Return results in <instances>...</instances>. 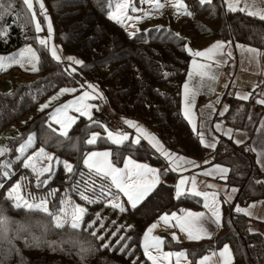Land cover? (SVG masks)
<instances>
[{
  "label": "trees",
  "instance_id": "trees-1",
  "mask_svg": "<svg viewBox=\"0 0 264 264\" xmlns=\"http://www.w3.org/2000/svg\"><path fill=\"white\" fill-rule=\"evenodd\" d=\"M111 1L43 0L52 21L55 42L65 54L82 60L83 65L71 73L67 66L52 60L47 50L36 45L40 56L39 71L30 73L31 81L18 84L9 93H0V131L29 111H35L56 88L72 85L79 91L85 83H92L100 89L103 102L118 121L142 122L174 154L215 161L228 167L225 181L237 190L235 204L246 206L263 200L264 171L256 166L249 149L239 148L230 139L218 137L215 149L207 150L180 113V97L181 83L191 59L185 45L195 52L208 41L224 40L264 49V20L231 12L225 8L223 0H212L204 6L198 0H184L192 16L180 15L174 19L165 12L150 21L142 18L134 35L130 36L121 24L109 19ZM133 1L139 4L140 0ZM3 3L9 4L14 12L9 17V8L7 11L0 9V28L7 30V38L0 37V53L9 54L28 42L35 43V39L27 19L30 15L22 1L3 0ZM23 15L26 19L22 21ZM151 21L154 24L146 26ZM233 109L234 105L230 103L224 116L225 124L239 127L240 124H234L237 112ZM48 115L50 109H44L29 118L21 128L22 139L32 133L34 147L44 148L56 158L71 163L75 169H81V157L91 147L111 149L112 158L118 159L117 162H120V155L127 152L135 159L160 164L159 157L150 152L144 141L139 145L129 141L131 145L125 144L121 148L103 140L88 145L89 133L101 128L84 117H79L73 125L69 138L60 137L52 131L55 125L49 127ZM16 146L13 147L16 149ZM61 168L57 165L51 174L57 176ZM81 171L84 177L77 179L83 185L88 172ZM175 178L170 171L162 175V183L155 191L136 209L126 204L128 210L123 214L109 209L104 198L91 204L84 201L89 208L86 218H92L97 211H108L110 218L116 217L113 221L107 217L106 224H110L106 225L108 230L102 235L103 240L92 236V230L85 228L84 222L80 230L67 226L57 229L51 217L44 213L14 208L4 193L0 196V208L4 209L9 224L7 232H0V264H133V261L150 264L141 254L139 240L146 227L164 213L180 214L181 210L191 212L201 208V198L184 195L177 199L174 196ZM59 199L54 200L55 203ZM234 205L222 204V225L211 239L177 243L166 234L162 237L163 248L183 251L195 262L207 251L228 243L233 254L231 264H264V223H259L255 229L257 222L237 214ZM118 218L123 223L120 226L115 222ZM97 235L101 236L98 232ZM121 236L125 239L117 243ZM105 243L110 245L109 248L102 247ZM122 246L126 247L121 250Z\"/></svg>",
  "mask_w": 264,
  "mask_h": 264
},
{
  "label": "snow or ice",
  "instance_id": "snow-or-ice-1",
  "mask_svg": "<svg viewBox=\"0 0 264 264\" xmlns=\"http://www.w3.org/2000/svg\"><path fill=\"white\" fill-rule=\"evenodd\" d=\"M142 4H148L151 6V12H146L145 16L148 17L152 13L161 11L165 3H170L178 15L192 16V13L188 10L187 5L184 0H140ZM201 6L206 4H211L212 0H198ZM23 6L27 13L30 14L28 17V22L33 23L35 26V31L37 34L43 31L40 22L37 20V13L34 8V3L39 4L40 14L44 16L47 22V37L40 38L37 35V42L41 48L47 50L50 54L52 60L57 63H61L63 59L69 62V65L82 66L83 61L76 59L75 57L68 56L66 58L59 54L58 48L51 43L53 35V27L51 20L47 16L45 5L43 0H22ZM227 9L231 12L240 11L248 16L264 20V7H259L258 5H264V0H224ZM243 4V6H241ZM10 5L3 3L0 0V9L7 11ZM109 8H112V4H109ZM131 9L132 12L139 11L134 6L132 0H117L115 4V10L109 15V19L114 20L116 23L124 25L125 20L133 19L132 16L128 15V10ZM139 20L140 17H135ZM159 30V29H158ZM134 33H130L133 36ZM0 37L7 38V30L0 28ZM242 53H247L251 61H257L259 57L264 56V52H260L258 49L238 45ZM225 42H216L209 46L206 50L195 51L185 45V50L190 56L201 58L202 61L198 62L197 59L191 61V71L188 73L187 80L183 85V117L191 125L192 131L197 132V123L194 111L195 98L199 94L200 89L204 86H208L210 89L213 84L218 79V73L214 70L213 65L219 67L221 64H226L227 60H220L218 57L225 56ZM227 56L231 57V52H227ZM25 63L31 65V70L33 72L39 71L40 56L37 51L32 47H27L15 56L0 57V71L6 70V66H11L13 64H19L23 66ZM71 73L76 72L75 67H69L67 69ZM195 79V84L193 80ZM87 88L90 91H84L81 95L76 96L74 99L68 101L67 103L55 108V110L50 115L51 123H54L58 128H52V131L57 133L58 136L69 138V131L75 125L79 117H85L92 124L100 127L103 130L104 135L99 132H93L89 138L86 140L88 145H95L99 140H103L106 143H111L117 147L125 145L130 141L129 133L120 129H110L107 125L100 121L93 119V109L99 111V107L95 104H90L88 101L92 100H103L104 96L99 91L96 85L88 83ZM225 87H228L226 84ZM77 89L75 88H63L61 89L59 95L64 94H75ZM249 94L237 95V99L247 101L250 98ZM58 98V97H56ZM54 98V99H56ZM218 102V101H217ZM51 101L49 102V104ZM257 103L264 105V99L257 100ZM49 104H44L41 106L40 111L49 107ZM210 109L213 108L212 105L208 106ZM227 111V106L224 108V112ZM221 112L220 115H224ZM70 113H76L78 115H71ZM51 123L49 127H51ZM123 124L127 125L128 128L134 129L136 136L131 139V143L139 145L141 140H146L156 152H158L164 160L168 163V167L165 168L162 174L158 169L151 167L147 164L138 163L134 161L131 157L123 160V167H118L113 161V152L110 150L105 151H90L85 154L83 158V165L88 170V177L90 179L84 180L83 191L77 188L80 199L88 204L99 202L101 198L107 200L106 206L112 208L115 211L123 214L128 209L126 204L132 209H136L141 205L162 183V175H167L168 171H183L184 165H195L194 161L186 160L184 157L177 156L169 152L163 144L158 140V138L149 133L145 128L138 125L132 120H124ZM91 125H89L90 127ZM215 128L220 130L222 125L217 123ZM261 130L264 131V124L261 125ZM225 134L231 139V130L229 129ZM200 143L206 148L215 149L216 144L214 142H208L205 140V135L203 132H199ZM33 137L29 136L26 143L22 144L19 148V152L23 154L27 148L32 146ZM237 144L240 141H236ZM10 149L7 147H0V157L5 156ZM48 161L49 163L43 164L42 161ZM62 163L64 170L73 174V165L66 161H59L52 155H49L44 148H39L31 156H27L22 161L23 167L30 170L31 173L36 178V186L41 187L48 183L47 179L41 180V177L45 176L46 173H50L52 170V162ZM11 161H7L0 164V189L7 191L6 199L12 201V206L16 209H25L29 211H39L44 213L46 216L51 217V222L57 229H62L65 226L72 230H80L82 227V222L86 214V209L79 205L73 204L66 198L61 200L63 205L57 211H50L49 201L47 199H40L36 201L30 195L26 198L23 194L24 182L27 181V177H22L21 182L14 183L10 190H8L4 184V180L11 179L12 172L9 171ZM262 166H264V159L259 161ZM38 164L40 165L38 167ZM227 168L220 166H215L212 170L204 173L206 176L220 175L222 179L226 178L228 173ZM83 176V174H81ZM97 180L100 181L97 185ZM190 184V187H187ZM208 187H212L209 185ZM115 189V191H113ZM237 191L232 189V192ZM91 193L92 195H89ZM122 194L126 198L125 202H121L119 197ZM49 195H54V193H49ZM190 195L194 197H202L204 200V207L209 210L210 215L205 217L204 213H193L185 212L183 215H178L177 213H164L159 216L158 222L162 223L165 227L176 228L180 233H183L189 241H200L202 239H211V234L208 228L205 226L206 221H210L217 226L221 225V212L219 207V201L217 199V193L212 192H202L197 188V182L195 177L185 178L181 177L178 183L175 185V197L179 199L181 196ZM2 196V193H0ZM95 197V199L93 198ZM231 199V196L228 197ZM252 207H255L253 205ZM237 213H243L246 216H251L252 212L250 209H243L236 206L234 209ZM4 209L0 208V232H7L9 219L4 214ZM102 218L97 215V221ZM174 221V223H173ZM94 221L88 224V228H93ZM115 223V222H113ZM159 223L151 224L145 231L143 235V255L150 264H172L173 258H175V264H191L188 256L185 252H164L163 244L164 240L158 236H154L153 232L159 226ZM103 227V224L100 225ZM131 226H128L130 229ZM119 231V229L117 230ZM92 236H95L98 240H103L104 236H98L97 232L94 230L91 232ZM115 236V233L112 234ZM125 237L121 236L120 240H124ZM172 240L179 243V237L175 232L172 233ZM109 244L105 243L102 245L103 248H109ZM122 246L121 250H123ZM216 253H213L215 256ZM219 257L221 259V264H231L232 257L230 249L227 245L224 246L223 250L219 252ZM211 257L204 256L199 261L198 264H210ZM136 264V261H133Z\"/></svg>",
  "mask_w": 264,
  "mask_h": 264
},
{
  "label": "rangeland",
  "instance_id": "rangeland-1",
  "mask_svg": "<svg viewBox=\"0 0 264 264\" xmlns=\"http://www.w3.org/2000/svg\"><path fill=\"white\" fill-rule=\"evenodd\" d=\"M116 2H117L116 0H113L110 2L112 4V8L111 9L109 8V15L111 14L112 11L115 10ZM132 2L134 3V6L140 10L136 11V12H132L131 9L128 10V15L132 16L133 19L125 20L124 25L123 26L121 25L127 31L128 34L135 32V30L139 27V25H140L139 21H141L142 18H145L144 20L147 19L150 21L152 17L160 16L161 14H164L165 12L167 15L172 16L174 19H177L180 16L176 13V11L172 7V5L170 3L166 2L164 8L161 11L152 13L150 16L146 17L145 13L151 12V6L148 4H142L140 1L138 2L139 4L136 3L137 1L134 2L132 0ZM223 2H224V0H223ZM224 6L227 9V6L225 5V3H224ZM241 6H243V4H241ZM258 6L264 7V5H258ZM34 8H35V11L37 13V20L40 22L41 27L43 28V31L40 32L39 34H37L35 31L34 24L31 23V29H30V27H29V29L31 31V35L35 39V41H34L35 43H29L28 42L27 44L21 46L19 49L14 50L13 52H11L9 54L0 53V57L6 58L9 56H15L27 47H32L34 50L37 51V54H38V49H36L35 46L39 45V44H38L36 38H37V35H39L40 38H46L47 37V22L45 21L44 16L40 14L39 4L34 3ZM9 9L11 11V16H9V17H12V15L14 14L13 8L9 7ZM45 9H46V7H45ZM46 13L50 19V16H49L47 10H46ZM182 16H185V15H182ZM135 17H140L141 19L137 20V19H135ZM23 19H26L25 15L22 16V21H23ZM51 23H52V21H51ZM153 24H154V21H151L146 26H148V25L152 26ZM52 27H53V25H52ZM216 42H225V41L224 40H222V41L221 40L208 41V44L205 47H203L200 51L206 50L209 46H211L212 44H214ZM51 43L54 44L58 48L59 54L62 57L66 58L68 56H72V57H75L76 59H79L77 56H74L71 54H69V55L65 54L62 51V49L59 48L57 42H55L54 34L52 35ZM238 45L244 46L245 48L248 47V46L239 44V42H236L235 51H234L233 47H232V43L231 42H225L224 51L226 54L223 57H218V59L227 60V63L221 64L219 67H216L215 65H213L214 70L219 74L217 81L215 82V84L212 85L211 89L208 86L202 87L200 89L199 94L195 98L194 111H195V117H196V123H197V132H194V133L197 135V137H199L198 133L203 132L205 135V140L208 142H214L215 144L217 143L218 137H225L227 139H230L229 136L227 134H225L230 129L231 130V139L230 140L233 142V144L236 146H240L241 144L244 145L246 138L242 137V131L240 129L234 130V129H232V127L225 124L226 122L224 120L225 119L224 116H225L226 112H224V108H225V106H227V109H228V104L226 101L223 100V98H224V95L227 94V92H229V94H234L233 97H235V98H237L238 94L239 95L249 94L250 91L252 90V85L255 84L258 79H264V56L259 57L257 61H251L248 57V54L242 53L240 48L237 47ZM250 47H252V46H250ZM258 50L260 52H264V50H261V49H258ZM229 51L231 52V57L227 56V52H229ZM49 56H50V54H49ZM190 57H191V59L189 61L188 68L186 69V71H187L186 76L181 83L182 86H181V97H180V99H181V104H180L181 105V111H180V113L182 114V116H183V94H182L183 93V85L186 82H188L187 77H188V73L191 71V61L193 59H197L198 62H205V61H202L201 58H196L193 56H190ZM61 63L64 64L65 66H67L68 68L69 67H75L76 71L80 67V66H75V65H69V62L66 59H63ZM30 73H36V72H33L31 70V65L27 64V63H25L23 66H21L19 64H13L11 66H6V70L0 71V93L1 92L9 93V91L14 89V87L17 86L18 84L28 82L29 80L31 81V79H33V78L30 76ZM227 77H229V78H227ZM195 82L196 81L194 79L192 83L195 84ZM87 84L85 83L84 86L81 87V90L77 91L75 94L59 95L61 89H63V88H74V87H72V85L56 88V91L51 93L46 99H44L43 102H41L39 104V106L37 107V109L35 111H32V112L29 111L24 116L20 117L19 120L17 119L15 123L10 124L5 129L3 128L2 131H0V147H7L8 149H10V151L8 153H6L5 156L0 157V164H3L7 161H11L8 170L12 172V177H11V179H7V180L3 181L6 188L8 190H10L11 186L14 183L21 182L22 177H27V181L24 182V188H23L22 194L26 198L30 195L36 201H38L40 199H48V201L50 200L51 201V202H49L50 211H52V210L57 211L60 207H62L63 205L61 204V200L65 199V198L68 201H71L73 204L84 207L86 209V212L89 211V208L85 205V202L81 201L79 193L77 194V197H76V192H78L77 188L79 187L80 191H83V189H84V184L80 185L79 180L77 179V178H80L82 176L81 175V172H82L81 169L86 173L88 172L87 168H85L83 165V158H84L85 154H87L90 151L101 152V151H105V150L111 151V149H109V148L98 149L96 147L88 148L86 150L84 156L81 157V159H82L81 169L73 168V174H69L64 170V168H61L59 170V172L57 173V176L54 174H51L52 172L46 173L45 176L41 177V180L47 179L48 183L46 185L41 186V187H37L35 176L31 173L30 170H27L23 167L22 161L24 160L25 157L33 155L41 147L40 146L37 148L34 147L35 140H34V136L31 133L29 136L33 137L32 146L27 148L26 151L23 154H21L19 152V148L22 144L26 143L27 138L29 136H27L26 139H22L23 134L20 133V131L22 130L21 128L23 127L24 123L30 120L29 118H32L37 113L42 112V111H40V108L42 105L49 104V102L51 101V103L49 104V107L46 108V109H50V115H51V113L55 110V108L67 103L68 101L74 99L76 96L81 95L82 92H84V91H90V89H88L86 86ZM226 84L228 85V87H225ZM99 91H100V89H99ZM56 97H58V98H56ZM54 98H56V99H54ZM88 103L95 104L98 107L100 105L104 104L103 100H100V99L88 101ZM209 105H212L213 108L210 109L208 107ZM94 111H95V109H93V114H94ZM221 112H224V115H220ZM70 114L71 115H78L76 113H70ZM50 115H48L49 123H51ZM124 120H130V119H119V121L122 125L123 131L129 133L130 141H131V139L135 138L136 133H135L134 129H130L127 127V125L123 124ZM134 122L137 123L138 125L142 126L143 128H145L149 133L155 135L152 131H150L148 128H146L142 122L141 123L136 122V121H134ZM217 123L222 125V128L220 130H217L215 128V124H217ZM51 124L55 125L56 128H58V126L56 124H54V123H51ZM187 125L189 127H191V125L189 123ZM191 129H192V127H191ZM93 132H99V133H101V135H104L103 130H101V129L100 130H93L89 133L86 140L89 138V136ZM238 136H240L239 139H238ZM47 137L49 139L51 138V136H47ZM198 140H200V139L198 138ZM141 141L145 142V144L149 147L150 152H153V155H155L156 157H159L160 164L159 163L152 164L149 161H145L144 159L143 160L135 159V158L130 156V153H127V152H123L122 155H120V157H121L119 160L120 162H117V160H118L117 158H116L117 160H115V161H114V158H112L113 161L117 164L118 167H123V160L128 158V157H131L134 161H136L138 163L147 164L151 167H154V168L158 169L163 174V172L165 171V168L168 167V163L164 160V158L158 152L155 151V149L152 148V146L146 140L142 139ZM236 141H240V143L237 144ZM128 143H126V145H131L130 142H128ZM109 144H111V143H109ZM14 145H17L16 149H15V147H13ZM121 147L122 146H120L119 148H121ZM14 149H15V153H14ZM165 149H166V147H165ZM206 149L212 150V148H206ZM45 151L49 155H52L54 158H56V156L54 154L48 152L47 150H45ZM169 152L172 153L171 150ZM175 155H177V154H175ZM177 156L184 157L181 155H177ZM184 158L186 160L194 161L195 165H198V166L184 165L183 171H175L174 172V171L169 170L170 172H173V174L176 176V178L173 182L174 188H175V185L178 183V181L181 179V177H185V178H189V179L191 177H195L198 190H200L202 192H209V193L215 192V193H217V199L219 201V207H220L221 213H222L221 207H222L223 203L224 204L230 203L231 205L235 204L234 193H236V192H232L233 188L230 187L229 184L227 185V181H225L227 179L228 173H227L225 179H222L220 177V175H218V174L214 175V176L204 175L205 172L212 170L215 166H220V167L227 168V169H228V167H224V166H221V165L215 164V163L210 164L207 161H201L200 159L199 160L190 159V158H187V156H185ZM56 159L59 161H65V160H60L58 158H56ZM42 163L47 164L49 162L44 160V161H42ZM59 164L63 167L62 163H55V161H53L52 162V169L55 168L57 165L59 166ZM39 166L40 165L38 164V167ZM87 179H90V178L87 176L86 180ZM96 183H97V185H99L100 181L97 180ZM209 185H212V187L211 188L208 187ZM46 187L48 188V190H46ZM187 187H190V184ZM61 189H65V191H62ZM0 191H1L2 195H4V193H5L7 196V191H5L4 189H0ZM46 191H48V192H46ZM113 191H115V189H113ZM49 193H54V195H49ZM62 193H63V195H62ZM52 196H54V197L52 198ZM174 196H175V194H174ZM229 196H231L230 200L228 199ZM58 197H60V199H59L60 203L58 201L55 203L54 200H57ZM198 198H201V208H200V211L196 210L195 212L193 211V213H204L205 217H208L210 215V213H209V210L204 207L203 198L202 197H198ZM119 199L121 202L126 201V198L123 197L122 194L120 195ZM58 203H59V205H58ZM253 205H255V207H252ZM236 206H239L240 208H243V209H250L252 212V215L251 216L245 215V216L253 219L252 221L258 220L260 222H264V199L260 200V201L257 200L256 202L250 203L246 206H244L243 204L240 205L237 203L234 205L233 209H235ZM109 209H110V207H109ZM173 213H175V212L173 211ZM237 214L243 215V213H237ZM97 215H99L102 219L97 221ZM86 216H87V214H85L84 220H83V222L85 224V226H84L85 228L91 229L92 231L95 230L96 232H98L99 235H104V233L107 232L108 228H106L107 227L106 225L110 224V223L106 224L107 217L110 218L108 211H105V212L103 211V213H102V211H100V212L97 211V213L94 214L92 218L91 217L86 218ZM115 218L116 217L113 216L110 218V220L113 221ZM158 218L155 221H153L152 223H150L146 227V229L153 223H159ZM94 221L96 222L94 224V227L88 228L87 227L88 224H91ZM83 222H82V224H83ZM115 222L119 226L121 224H123V223H120L121 219H119V218ZM173 223H174V221H173ZM101 224H103V227H100ZM117 225H116V227H117ZM221 225L217 226L216 224H214L210 221H206V223H205V226L208 228L211 235L213 233H215L216 230H219L221 228ZM258 226H260V224L257 222V224H255V226H254L255 229H257ZM146 229L142 232L141 237L139 238L140 248L142 251L141 254H143V247H142L143 235H144ZM173 232H175L176 235L179 237L180 242H185L188 240L183 233L179 232L178 229L171 228V227H165L162 223H159V226L157 227L156 230H154L153 235L162 238L164 235L167 234L171 238ZM225 245H227L229 247V249L231 248V246L228 243H225L222 246L217 247L214 250H209V251H207V253L202 254V256L199 257L195 262H192L189 258L188 259H189V261H191V264H198V261L202 257L209 256V257H211L210 264H221L219 252L223 250ZM162 248H163V246H162ZM163 251L164 252H179L176 250L167 251L164 248H163ZM230 252H231V257H232V262H233V254H232L231 250H230ZM213 253H216V255L213 256ZM172 264H175V258H173ZM182 264H183V262H182Z\"/></svg>",
  "mask_w": 264,
  "mask_h": 264
},
{
  "label": "crops",
  "instance_id": "crops-1",
  "mask_svg": "<svg viewBox=\"0 0 264 264\" xmlns=\"http://www.w3.org/2000/svg\"><path fill=\"white\" fill-rule=\"evenodd\" d=\"M225 42H230V41H225ZM232 47L233 50L235 51V44L232 43ZM250 94H251L250 98L247 101H244L233 97L234 94H229V92H227V94L224 95L223 100L227 102L228 106L230 103L234 105L233 111L237 112L235 114L237 116L234 118V122H235L234 124L236 125L240 124L241 126L239 127L231 126L232 129L234 130L240 129L242 131V137L246 138L244 145L241 144L240 146L237 147L240 148L242 146L248 148L249 151L254 156V160L256 161V166H258L261 170L264 171V166H262L261 163H259L261 159H264V131L261 130V125L264 124V105L257 103V100L264 99V79H258L256 83L252 85V90L250 91ZM95 112L96 110L94 111V114ZM240 136H238V139L240 138ZM203 161H207V160H203ZM207 162L210 164L213 163L218 164L215 161L213 162L207 161ZM235 192L237 193V191ZM180 212L181 213L178 215H183L185 212H189V211L181 210ZM252 220L253 219H251V221ZM254 222L264 223L258 220Z\"/></svg>",
  "mask_w": 264,
  "mask_h": 264
},
{
  "label": "built area",
  "instance_id": "built-area-1",
  "mask_svg": "<svg viewBox=\"0 0 264 264\" xmlns=\"http://www.w3.org/2000/svg\"><path fill=\"white\" fill-rule=\"evenodd\" d=\"M99 109V111H96L95 114H93L94 120L102 122L110 129L123 130L120 121H118L115 116H112L110 109L105 103L100 105Z\"/></svg>",
  "mask_w": 264,
  "mask_h": 264
}]
</instances>
